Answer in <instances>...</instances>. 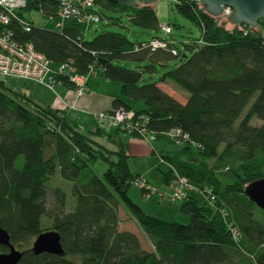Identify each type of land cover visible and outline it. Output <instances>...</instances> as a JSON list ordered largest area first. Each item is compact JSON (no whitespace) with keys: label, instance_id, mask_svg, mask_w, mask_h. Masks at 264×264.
<instances>
[{"label":"trees","instance_id":"1","mask_svg":"<svg viewBox=\"0 0 264 264\" xmlns=\"http://www.w3.org/2000/svg\"><path fill=\"white\" fill-rule=\"evenodd\" d=\"M94 1L108 25L122 26L126 17L144 30L159 27L151 5ZM59 6L27 0L18 15L29 30L16 20L4 29L48 59L55 68L54 83L75 89L70 75L95 69L120 84L121 96L113 99L110 111L122 108L134 111L136 120L143 117L148 137L178 131L173 138L181 141L180 151L161 153L156 168L164 184L185 178L210 190L211 199L195 193L182 197L178 209L188 215L186 222L161 211L146 212L129 195L140 175L130 170L127 143L118 140L114 150L107 149L94 139L101 135L99 126L81 133L64 106L40 104L0 79V219L11 244L22 252L17 264H264V224L256 210L264 211L244 192L247 184L264 178V36L244 23L246 30L231 23L229 29L191 0L174 3L200 29L199 38L183 43V51L171 33L164 47L152 48L148 40L131 41L118 31H101L87 40L90 26L76 20L46 28L23 15L36 10L56 20ZM263 24L260 19L257 27ZM61 65L66 67L59 73ZM158 68L163 69L158 78L147 80ZM162 85L184 92L185 99ZM138 101L142 106L135 107ZM254 117L259 124L251 123ZM97 161L108 166L103 175L93 168ZM221 170L232 175L231 183L222 186L216 174ZM56 175L71 183L74 206L69 211L66 192L51 183ZM120 207L153 249L142 248L135 233L119 229ZM46 230L59 234L63 256L31 252L32 241ZM2 251L6 247L0 246Z\"/></svg>","mask_w":264,"mask_h":264},{"label":"rangeland","instance_id":"2","mask_svg":"<svg viewBox=\"0 0 264 264\" xmlns=\"http://www.w3.org/2000/svg\"><path fill=\"white\" fill-rule=\"evenodd\" d=\"M151 7L155 10L156 16L159 21V27L156 30H144L141 29L135 25H132L128 22L126 17L122 18V26L121 25H108L107 19L103 18L101 21H99L96 24H93L85 31V39L89 40L96 34L100 33L101 31H118L124 33L129 40L136 41V40H148L150 43L153 41V39H159L161 41L166 39H171V36L169 34L171 33L174 39L175 46L183 51V43L187 41H191L193 39H197L200 37V29L198 26L193 24L190 20L182 16L177 12L175 9L174 3H171L168 0H156L152 2ZM108 14L107 12H105ZM23 15L26 19L32 21L34 25L36 26H43L46 28H53L56 27L55 20L53 19H47L41 15L40 12L36 10H24ZM219 23H224V26L233 29V25H231L228 22V17H225L224 15L219 16ZM161 24H169L171 27L170 33H164L160 29ZM177 24L180 27L174 28V25ZM238 28L239 27V24ZM243 27V30H246L245 26L241 25ZM264 26H256L254 27V31H259L262 35L264 34ZM157 37H152V36ZM264 36V35H263ZM176 60L170 61L169 67L174 66L176 63ZM128 66H133L132 63L128 62ZM51 68L53 71H55V68ZM95 69H92L91 72H89L87 75L90 74H96L97 71ZM163 69L158 68L156 73L153 75L148 74L146 76L147 80L154 81L158 78V76L162 73ZM54 82V80L52 81ZM112 83H118V82H112ZM56 84H60L59 82L48 83L45 84H37L33 82H25L19 79L9 78L7 79V85L11 86L12 88L17 89L18 91L25 93L29 95L31 98H37L40 100V104H43L45 100H47V97L49 100H56L58 98L56 93ZM54 87V88H53ZM163 89L168 92L169 94L176 97L178 100L183 101L185 99V93L180 91L179 89H176L174 87L168 86V85H162ZM120 88V85H119ZM76 89V88H75ZM76 91V90H75ZM84 91V90H83ZM82 91V93H83ZM76 94L77 91H76ZM80 95V94H79ZM57 96V97H56ZM45 99V100H44ZM61 101V100H60ZM142 104L141 101L135 102V107H138ZM46 105V104H45ZM49 105V104H47ZM100 112V111H98ZM98 112L92 113L93 118L96 121L97 127H101L104 131V134H115L116 129L122 130L120 132V137L123 139L125 143H127L126 153L128 155L127 162L130 167V170L133 174H139L140 177L134 181L135 184H138L139 186L132 185L129 189V195L131 198L140 206H142L146 212L148 213H155L156 211H161L167 214H170L173 216L177 221L180 222H186L188 219V215L184 214L179 211V200H172L173 194L175 191H181L183 193V197L190 193H195L198 197H202V194L200 193L201 189L194 185L191 182H172L168 185L164 184L162 175L160 172H158L156 165L159 163V155L161 153H165L164 151H174L175 153L180 151L179 147L181 145V141L174 140L173 138L169 136H164L163 138H157L156 136L148 137L146 135H141L139 131L136 130H127L121 129V124H114L112 122L111 124L101 123L99 118L96 116ZM252 124H259V121L254 117L251 120ZM92 127V126H91ZM78 128V127H77ZM90 128V127H89ZM79 129V128H78ZM80 130V129H79ZM125 131V132H124ZM81 133L87 134V129L80 130ZM166 135V134H165ZM96 140L100 141L101 144H104L106 146H110V141L105 138H97ZM172 140V141H171ZM98 141V142H99ZM116 148V145H115ZM95 149H99L95 146ZM173 152V153H174ZM107 164L103 161H97L94 163L93 168L99 173L104 174L107 169ZM217 176L220 178L222 186H224L227 183H231L233 180L232 175L229 172H226V170H221L216 172ZM52 185L60 187L64 192H66V206L65 210L69 211L74 206V198L71 196V183L63 180L62 178L58 177L57 175L52 178L51 181ZM145 184L150 187V189H153L152 192L149 191L147 193H143L141 191L142 184ZM196 186L197 190H192V186ZM141 186V187H140ZM207 202L210 201L211 196L210 194L206 197ZM210 203V202H209ZM256 218L261 223L264 224V212L260 210H256ZM119 229L120 230H128L133 233H135L139 240L141 247L150 250L153 249L152 243L148 240L147 236L138 228L135 221L130 218V216L127 215V212L120 207L119 209Z\"/></svg>","mask_w":264,"mask_h":264},{"label":"built area","instance_id":"3","mask_svg":"<svg viewBox=\"0 0 264 264\" xmlns=\"http://www.w3.org/2000/svg\"><path fill=\"white\" fill-rule=\"evenodd\" d=\"M27 0H0V79L7 80L9 78L19 79L25 82H33L37 84L50 85L54 82L52 79V74L55 73L48 59L40 52L36 51L32 44L29 42H17L12 38V33L4 29V26L8 25L11 20H16L21 23L26 31L29 30V23L19 17L18 12L25 7ZM171 3L179 2L181 0H168ZM194 2H200V0H191ZM98 7L94 0H62L58 9V17L55 20L56 28H61L66 21L76 20V22L83 24L85 26H92L98 23L101 19L97 13ZM232 10L228 6H223L221 15L228 17ZM239 23L240 30L243 27ZM264 26V24L262 25ZM171 27L169 24H161L160 29L166 34L170 33ZM264 28V27H263ZM264 30V29H263ZM264 32V31H263ZM264 35V34H263ZM152 48L164 47V40L153 39L150 42ZM173 54L176 53L172 50ZM66 65H61L58 68V72H63ZM92 68L89 72H91ZM95 73V70H94ZM85 75L72 74L69 79L76 86V91L78 94H82V91L86 86ZM101 123H112L121 124V129L136 130L141 133V135H146L143 130L142 121L143 117L135 119V113L132 110L117 109L113 111H100L96 114ZM107 124V123H106ZM125 126V127H124ZM178 134V131H170L166 133L167 136L173 138ZM150 137V136H149ZM152 137V136H151ZM174 139V138H173ZM178 140V139H176ZM180 141V140H179ZM174 182H189L185 178L177 179ZM139 186L138 184H136ZM148 192L149 186L144 183L141 185ZM140 186V187H141ZM192 190H197L196 186H192ZM200 193L202 197H206L210 194V190L201 189ZM183 197L181 191H175L172 200H180ZM207 200V199H206Z\"/></svg>","mask_w":264,"mask_h":264},{"label":"water","instance_id":"4","mask_svg":"<svg viewBox=\"0 0 264 264\" xmlns=\"http://www.w3.org/2000/svg\"><path fill=\"white\" fill-rule=\"evenodd\" d=\"M43 1V0H42ZM60 3L62 0H51ZM120 5L136 6L138 2L150 5L156 0H109ZM205 11L213 16H220L223 6L231 8L228 16L231 24L244 23L256 27L260 19L264 20V0H200ZM245 194L260 209L264 211V178L254 180L247 184ZM0 246L6 247V251L0 252V264H17L22 252L10 242L8 232L1 226L0 219ZM31 252L40 254L43 252L56 256H63L64 250L60 243V236L54 230H46L39 233L32 241Z\"/></svg>","mask_w":264,"mask_h":264},{"label":"crops","instance_id":"5","mask_svg":"<svg viewBox=\"0 0 264 264\" xmlns=\"http://www.w3.org/2000/svg\"><path fill=\"white\" fill-rule=\"evenodd\" d=\"M85 83H86L85 89L83 93L80 95L76 94L75 89L67 88L61 84H56V90H57L56 93L58 98L56 100L54 99L49 100V98L47 97V100L44 99L45 102L43 104H49L51 106L52 105L64 106L66 110L65 112L66 116L70 123L76 125L80 130L87 129V131H93L96 130L97 124L92 116V113L98 111L111 110L113 99L115 97L121 96L120 88H119L120 84L112 83L111 81L106 80L102 78L100 75H96V74L87 75ZM29 95L31 96V94ZM33 100H35L38 103H41L40 100H38L37 98H34ZM140 106H142V104L140 105L139 103V107ZM100 132L101 135L100 134H96V136L94 135V139L96 140L97 137L100 139L105 138L109 140L110 146H106L102 144L104 147H106L109 150L115 149L116 141L118 140L123 141V139L120 137V132L119 133L115 132V134L106 135L104 134V131L101 127H100ZM107 136H111V137L107 138ZM99 143L101 144L100 141ZM164 152L170 154L175 153V152L173 153L170 150Z\"/></svg>","mask_w":264,"mask_h":264}]
</instances>
